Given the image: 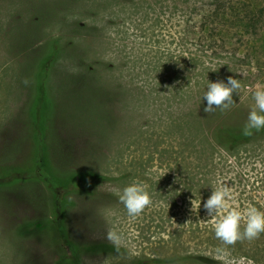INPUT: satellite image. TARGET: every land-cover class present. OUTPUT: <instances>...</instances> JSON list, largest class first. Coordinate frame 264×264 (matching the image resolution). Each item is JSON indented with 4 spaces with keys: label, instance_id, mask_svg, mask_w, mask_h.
<instances>
[{
    "label": "rangeland",
    "instance_id": "rangeland-1",
    "mask_svg": "<svg viewBox=\"0 0 264 264\" xmlns=\"http://www.w3.org/2000/svg\"><path fill=\"white\" fill-rule=\"evenodd\" d=\"M229 76L234 106L205 113L207 80ZM261 88L264 0H0V178L30 168L38 137L50 177L92 175L59 190L62 234L47 183L0 180V264H224L218 247L264 264V233L226 246L223 213L203 210L223 183L230 207L264 212V134L211 138ZM135 181L151 204L133 218L119 195Z\"/></svg>",
    "mask_w": 264,
    "mask_h": 264
},
{
    "label": "clouds",
    "instance_id": "clouds-1",
    "mask_svg": "<svg viewBox=\"0 0 264 264\" xmlns=\"http://www.w3.org/2000/svg\"><path fill=\"white\" fill-rule=\"evenodd\" d=\"M240 87V82L231 76L226 78V82L225 80H217L215 82L207 80L206 90L202 95L203 100L206 101L203 111L205 113L214 112L217 108L223 111L234 106L233 94ZM253 100L255 108L249 112L242 129V134L245 136L250 135L252 130L259 131L264 128V88L258 89L253 93ZM230 198L231 188L221 183L216 190L211 191L210 196L203 203L206 217H213L223 213L214 224L215 237L227 246L244 239L253 240L261 233H264V212L259 211L252 205H248L243 210L238 206L230 207L228 202ZM119 200L124 205L128 216L133 218L151 204L147 185L142 181H135L123 188L120 192ZM242 222L243 229H241ZM106 238L114 245H119L121 241V236L116 231H109ZM229 256L230 252L227 247L215 249V258L223 261L224 264H233Z\"/></svg>",
    "mask_w": 264,
    "mask_h": 264
},
{
    "label": "trees",
    "instance_id": "trees-1",
    "mask_svg": "<svg viewBox=\"0 0 264 264\" xmlns=\"http://www.w3.org/2000/svg\"><path fill=\"white\" fill-rule=\"evenodd\" d=\"M246 123V120L235 125V126H228L222 124L221 126L216 127L213 130L211 135L212 141L221 149L231 150L235 147L243 144H247L254 140L255 138L262 136L264 134V128L257 130H252L250 135H243L242 129ZM36 152L32 163L29 169L26 170H18L13 171L10 170L8 172H4L0 180L11 182L12 180H43L47 183L53 192L54 198V207H55V219L51 224L54 228H57L59 233H64L63 222L62 218L64 217L63 213V206L64 203L59 201V190L63 188H68L69 185L71 186H78L81 183H87L88 180L92 177L90 174H82V175H73L69 177L67 180L56 179V177L48 175V163L46 158V149L40 138L36 139ZM39 140V141H38ZM72 187V188H73ZM64 243L68 248L71 249L72 245ZM75 255V254H73ZM64 260L71 261L70 257H64ZM75 264V263H74Z\"/></svg>",
    "mask_w": 264,
    "mask_h": 264
}]
</instances>
